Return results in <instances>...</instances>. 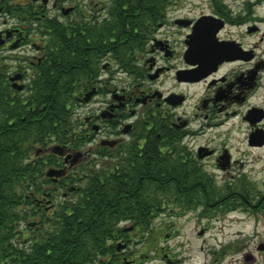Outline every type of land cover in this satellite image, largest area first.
<instances>
[{"label":"flooded vegetation","instance_id":"af4514ba","mask_svg":"<svg viewBox=\"0 0 264 264\" xmlns=\"http://www.w3.org/2000/svg\"><path fill=\"white\" fill-rule=\"evenodd\" d=\"M237 1L189 0L197 7L188 14L180 12L186 0H0V72L9 80L13 98L15 92L26 91L54 48H73V63L64 56L58 71L59 77L71 81L68 94L75 98L69 113L73 139L63 145L58 168L64 169L62 179L69 174L81 177L83 171L101 169L105 163L111 174H126L120 163H141L146 144L155 141L186 165L188 178H174L172 190L206 191L207 177L199 175L206 158L217 160L225 176L235 172L237 161L224 146L207 142L196 147L193 142L209 133L216 140L245 129L249 149L264 147V98L257 102L264 89V15L256 8L264 0ZM168 75L170 86L165 89ZM19 84L24 88L18 89ZM26 110L21 118L28 125L32 110ZM9 119L12 125L17 116ZM68 153L73 156L66 160ZM219 201V206L211 205L221 214L218 220L235 213L264 214L263 198ZM186 211L167 213L175 225L172 238L180 235L184 221L193 220ZM200 216L198 222L207 217ZM127 225L120 224L127 228L109 242L115 253L107 264H133L128 230L141 229ZM169 251L163 257L169 264L188 260L173 246Z\"/></svg>","mask_w":264,"mask_h":264},{"label":"trees","instance_id":"16d2710c","mask_svg":"<svg viewBox=\"0 0 264 264\" xmlns=\"http://www.w3.org/2000/svg\"><path fill=\"white\" fill-rule=\"evenodd\" d=\"M52 52L39 65L27 92H15V98L0 72V264H107L115 253L109 242L127 228H120L122 221L149 229L168 207L162 204L165 197L190 198L195 192L163 188L174 178L188 176L180 158L164 153L155 141L146 144L141 163H120L126 174H111L105 163L101 169L83 171L81 177L50 176L63 161L50 148L72 142L69 113L75 103L68 94L71 81L58 75L63 57H71L73 48ZM68 60L72 64L74 57ZM29 108L32 115L27 119L32 120L27 125L21 117ZM14 116L15 123L9 125ZM229 194L214 199L215 193L208 192V198L221 200Z\"/></svg>","mask_w":264,"mask_h":264},{"label":"rangeland","instance_id":"374dc122","mask_svg":"<svg viewBox=\"0 0 264 264\" xmlns=\"http://www.w3.org/2000/svg\"><path fill=\"white\" fill-rule=\"evenodd\" d=\"M188 1L186 0V2L181 4V8L183 9L180 11L181 13L187 12L189 14L190 8L194 9L197 7ZM256 8L258 9V14L264 15V2L257 5ZM262 28L264 29V25H262ZM261 50L264 51V42L261 45ZM33 54H36V52L33 51ZM24 82L20 81V83ZM169 86L170 78L168 75L166 81L163 83V87L167 89ZM197 87L200 88V86ZM260 93L257 102H262L264 89ZM194 95L193 99H191V104L195 103L196 95ZM227 137V134L223 133V135L214 140L213 134L209 133L204 138H199L193 143L196 147L199 144H206L207 142H210L209 145L212 147L221 148L224 146L226 151L232 155L233 160L237 161L233 169L235 172H231L230 175L225 176L223 171L217 167V160L206 158L204 160L206 166L199 173V175L203 174V177H207L206 191L191 190L195 193L189 195L190 198L182 196L181 198L165 197L163 199L168 202H173L175 199L192 201L191 204L196 202V206L187 202L181 203L178 206L168 205L169 208L167 209L169 211L161 212L155 217L149 229L142 228L139 231L128 230L133 237V240L130 242V252L134 254L131 257L133 264H169L168 258L163 257L164 253L170 252L169 249L172 246L175 251L186 255L188 260L184 264H264L263 213L252 214L253 216L251 217L244 213H235L218 220L219 216H221L219 213L212 218L208 216L205 219L202 218L198 222V219L202 217L200 216V212L207 214L213 210L212 204L219 206L220 199H214L219 195L225 194L227 191L230 194L226 196V200H231L234 196L243 200L247 199L250 202L264 199V147L249 149L246 141L249 135H247L245 129L242 132H234ZM228 183L232 186L227 187ZM171 184H165L166 186L163 188L170 190ZM208 192L215 193L214 199L208 198ZM186 205H190L193 211H186L187 215L194 216V218L190 222H185V218L180 219L181 223L184 221V227L181 229L179 236L172 238L171 234L174 230L172 228L175 225L174 223L172 224L173 220L171 217H168L167 213L170 210L186 209ZM206 221L210 222L206 224ZM120 224L129 225L131 224V220H124ZM208 225L211 227L208 232L199 235V231ZM139 236L143 237L140 238ZM125 247L124 245V249ZM158 255H161L163 259L155 260L154 257H158ZM174 256L175 260L180 257L179 254ZM248 256H250V259H246Z\"/></svg>","mask_w":264,"mask_h":264},{"label":"water","instance_id":"95a60500","mask_svg":"<svg viewBox=\"0 0 264 264\" xmlns=\"http://www.w3.org/2000/svg\"><path fill=\"white\" fill-rule=\"evenodd\" d=\"M18 77H15V78H13V80H15V79H17ZM18 88L19 89H22L23 88V86H18ZM91 94H89L87 97H86V99H88L89 98V96H90ZM54 151H57V152H61L60 151V149L57 147V148H54L53 149ZM60 172H58V171H51V172H49V175L50 176H52V175H58Z\"/></svg>","mask_w":264,"mask_h":264}]
</instances>
